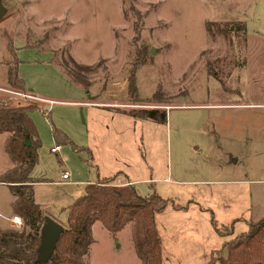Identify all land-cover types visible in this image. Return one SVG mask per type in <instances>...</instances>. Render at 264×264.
I'll use <instances>...</instances> for the list:
<instances>
[{
    "label": "rangeland",
    "instance_id": "374dc122",
    "mask_svg": "<svg viewBox=\"0 0 264 264\" xmlns=\"http://www.w3.org/2000/svg\"><path fill=\"white\" fill-rule=\"evenodd\" d=\"M3 5L0 101L38 106L30 114L41 142L32 175L46 180L35 187L46 220L66 227L85 184L111 172L123 181L113 185L128 177L141 196L167 201L157 228L170 240L172 225L179 229V260L166 264H208L231 239L211 212L219 228L234 223V235L264 218V0ZM17 61L28 92L8 85ZM155 108L167 112V124L128 115ZM54 129L74 145L52 153ZM8 136L0 135V172L11 162ZM8 190L0 185V225ZM93 237L88 264H141L130 226L113 236L96 223Z\"/></svg>",
    "mask_w": 264,
    "mask_h": 264
},
{
    "label": "trees",
    "instance_id": "16d2710c",
    "mask_svg": "<svg viewBox=\"0 0 264 264\" xmlns=\"http://www.w3.org/2000/svg\"><path fill=\"white\" fill-rule=\"evenodd\" d=\"M72 63L81 67L76 61ZM18 65L19 61L10 66L8 85L26 91V82L18 75ZM72 78L78 83L74 76ZM131 87L136 93L135 85ZM35 109L37 105L13 108L0 101V135H9L5 151L16 165L0 182L13 190L16 197L13 214L23 221L21 229H0V264H88L86 258L95 241L93 227L96 223L113 236L130 226L134 252L141 264H163L162 238L156 217L165 212L167 201L155 193L143 197L134 187L113 185L110 180L85 187L84 195L68 208L67 225L61 230L54 254L47 261L41 260L39 251L46 219L33 197L32 185L39 181L31 177L41 147L38 131L30 118ZM128 115L157 124L168 121L167 112L157 108ZM54 137L58 146L62 143L74 145L68 135L57 129H54ZM28 141L31 147L26 146ZM88 153L92 159L89 150ZM211 216L217 232L231 239L224 242L221 250L212 252L208 264H264V218L251 222L246 232L234 235V223L219 228L212 212Z\"/></svg>",
    "mask_w": 264,
    "mask_h": 264
},
{
    "label": "crops",
    "instance_id": "0c3cea01",
    "mask_svg": "<svg viewBox=\"0 0 264 264\" xmlns=\"http://www.w3.org/2000/svg\"><path fill=\"white\" fill-rule=\"evenodd\" d=\"M17 56V55H16ZM21 65H20V61H19V65H18V75L20 78L24 79L25 77H21ZM25 82H26V91L28 92L27 90V87H28V83L26 81V79H24ZM8 81V79H7ZM6 81V83H7ZM32 94V93H31ZM36 95V94H34ZM38 96V95H36ZM90 104H93V103H90ZM99 106H106V105H99ZM6 152V151H5ZM7 154V153H6ZM8 156V154H7ZM9 157V156H8ZM10 159V158H9ZM11 161V159H10ZM15 167V165L13 164V162L11 161L10 164L8 165L7 169H3V171L0 172V180L2 178L3 175H5L8 171L12 170L13 168ZM34 170V169H33ZM33 172V171H32ZM31 177L35 180H38L36 179L35 177H33V175L31 174ZM120 178V174L119 173H116V172H111V173H108V175H104L102 178L100 176H98V180L95 182H99V181H104V180H110L112 183H118V182H123ZM120 182V183H121ZM124 182L126 185H129V186H132V187H136L135 186V181H132L131 179H129L128 177L124 178ZM42 183H46V180H41L39 181V183H35L33 184L32 186V190H33V197H34V201L35 203L41 208V210L43 211L44 213V210L43 208L41 207V205L39 204L38 200H37V193H36V185L38 184H42ZM66 185H74L75 182H66L65 183ZM91 183H87L85 184L86 186L89 185ZM93 184V183H92ZM0 185L4 186V187H7V189H9V193H10V196H11V201H10V212H8L6 215H2V218L3 220L5 221L4 224L0 225V229L1 230H5V229H8V228H11L13 226V223L11 222L12 218L15 216L13 214V203L16 199L15 197V194L13 193V190L11 189L10 185L8 184H4V183H1L0 182ZM118 186V185H117ZM136 189V188H135ZM81 197V196H80ZM78 197V198H80ZM77 198V199H78ZM76 199V200H77ZM75 200V201H76ZM74 201V202H75ZM73 202V203H74ZM72 203V204H73ZM71 204V205H72ZM69 205V207L71 206ZM68 207V208H69ZM62 210H64V212L66 211V208L64 207ZM68 210V209H67ZM180 211V210H178ZM48 219H50V217H47ZM158 226V225H157ZM172 239L170 240V235H167V236H162L161 235V232L159 231L160 235H161V238H162V256H163V264H166L168 261L171 262V261H178L179 260V257L177 255V252L176 250H178V241H177V238L179 237V229L178 228H174V225H172ZM175 245L177 246L176 249H175ZM175 250V251H173Z\"/></svg>",
    "mask_w": 264,
    "mask_h": 264
},
{
    "label": "water",
    "instance_id": "95a60500",
    "mask_svg": "<svg viewBox=\"0 0 264 264\" xmlns=\"http://www.w3.org/2000/svg\"><path fill=\"white\" fill-rule=\"evenodd\" d=\"M6 13L3 5V0H0V21L3 19ZM31 141L26 143L27 147H31ZM62 227L52 219H47L42 228V244L40 247L41 260H49L55 252L57 242L61 234Z\"/></svg>",
    "mask_w": 264,
    "mask_h": 264
},
{
    "label": "built area",
    "instance_id": "2783aa9c",
    "mask_svg": "<svg viewBox=\"0 0 264 264\" xmlns=\"http://www.w3.org/2000/svg\"><path fill=\"white\" fill-rule=\"evenodd\" d=\"M61 146H55V147H53L52 149H51V152L52 153H55V154H58L60 151H61ZM63 179L64 180H68V179H70V175H69V173L68 172H65L64 173V175H63ZM11 222L13 223V225L14 226H17V227H22V225H23V222H22V219L20 218V217H18V216H14L13 218H12V220H11Z\"/></svg>",
    "mask_w": 264,
    "mask_h": 264
}]
</instances>
